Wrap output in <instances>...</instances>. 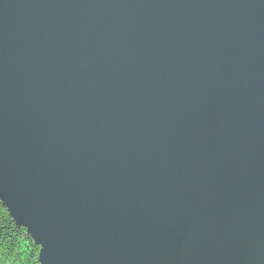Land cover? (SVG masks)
I'll return each mask as SVG.
<instances>
[{
	"label": "water",
	"instance_id": "water-1",
	"mask_svg": "<svg viewBox=\"0 0 264 264\" xmlns=\"http://www.w3.org/2000/svg\"><path fill=\"white\" fill-rule=\"evenodd\" d=\"M0 205L39 264H264V0H0Z\"/></svg>",
	"mask_w": 264,
	"mask_h": 264
},
{
	"label": "trees",
	"instance_id": "trees-1",
	"mask_svg": "<svg viewBox=\"0 0 264 264\" xmlns=\"http://www.w3.org/2000/svg\"><path fill=\"white\" fill-rule=\"evenodd\" d=\"M39 246L16 226L5 207L0 205V264H39Z\"/></svg>",
	"mask_w": 264,
	"mask_h": 264
}]
</instances>
